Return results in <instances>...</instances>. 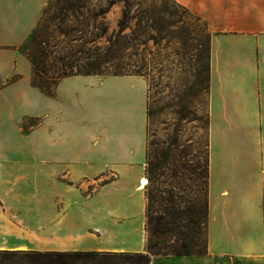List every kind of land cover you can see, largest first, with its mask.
<instances>
[{
    "label": "crops",
    "instance_id": "obj_1",
    "mask_svg": "<svg viewBox=\"0 0 264 264\" xmlns=\"http://www.w3.org/2000/svg\"><path fill=\"white\" fill-rule=\"evenodd\" d=\"M48 1L0 0V117L10 106L21 117L43 118L33 133L46 130L57 177L114 178L64 208L78 225L55 223L33 243L39 250L144 252L147 82L136 74L75 75L61 79L52 97L33 87L32 65L18 48ZM175 2L212 36L207 254L154 255L150 264H264V0ZM237 127L250 147L234 153L222 139ZM7 152L0 147V159ZM19 156L8 152L11 160Z\"/></svg>",
    "mask_w": 264,
    "mask_h": 264
},
{
    "label": "rangeland",
    "instance_id": "obj_2",
    "mask_svg": "<svg viewBox=\"0 0 264 264\" xmlns=\"http://www.w3.org/2000/svg\"><path fill=\"white\" fill-rule=\"evenodd\" d=\"M37 27L38 42H45L42 48L50 55L51 76L56 77L54 65L61 58L69 60L68 71L141 75L148 87L147 144L166 143L177 134L182 143L190 140L193 148L206 150L208 83L201 81L206 79V62L197 58L204 49L199 43L206 39L202 20L173 0H49ZM15 111L9 106L8 115L0 117V147L20 155L11 160L7 152L0 159V264H53L25 255L30 250L56 251L39 250L33 243L36 233L47 234L51 225L63 226L67 220L77 224L78 216L67 217L64 208L114 176L106 173L99 183L57 177L59 171L49 164L46 130L33 133L43 118L21 117ZM233 129L222 139L224 146L234 153L250 147L245 130ZM109 253L117 256L108 264L137 261L123 257L135 252Z\"/></svg>",
    "mask_w": 264,
    "mask_h": 264
},
{
    "label": "trees",
    "instance_id": "obj_3",
    "mask_svg": "<svg viewBox=\"0 0 264 264\" xmlns=\"http://www.w3.org/2000/svg\"><path fill=\"white\" fill-rule=\"evenodd\" d=\"M173 1L175 2V0ZM175 4L190 16L202 20L176 2ZM165 11L172 16L177 15L168 9ZM203 22L206 26V39L203 43H199L204 49L197 58L199 62H203V60L206 62L204 70L207 74L206 79L204 77L201 81L208 83L209 101L212 36L206 22ZM38 31L39 27L29 35L27 42L18 50L29 59L32 65V86L39 89L43 95L52 97L56 85L65 77L75 75L106 76L92 70L85 73L68 71L66 70L69 66L67 58L57 61L56 66L54 65L57 69L56 77L51 76L48 70L50 55L42 48L45 42H38ZM209 128L208 112L206 150H202L200 146L193 148L190 140L187 141V144L182 143L177 134L169 142L147 144L145 174L148 183L145 187V248L144 252L121 255L128 259L136 257L137 261L133 264H150L151 256L154 255L204 256L207 254L210 176ZM25 255L53 264H85L97 260L100 263L103 261L108 264L107 260L110 257L117 256L109 252H41L31 250L25 252ZM128 263L131 264V262Z\"/></svg>",
    "mask_w": 264,
    "mask_h": 264
},
{
    "label": "bare ground",
    "instance_id": "obj_4",
    "mask_svg": "<svg viewBox=\"0 0 264 264\" xmlns=\"http://www.w3.org/2000/svg\"><path fill=\"white\" fill-rule=\"evenodd\" d=\"M142 184H143V185L146 184V179H145V178L143 179Z\"/></svg>",
    "mask_w": 264,
    "mask_h": 264
},
{
    "label": "built area",
    "instance_id": "obj_5",
    "mask_svg": "<svg viewBox=\"0 0 264 264\" xmlns=\"http://www.w3.org/2000/svg\"><path fill=\"white\" fill-rule=\"evenodd\" d=\"M146 179V184L145 185H147V183H148V180H147V178H145Z\"/></svg>",
    "mask_w": 264,
    "mask_h": 264
}]
</instances>
